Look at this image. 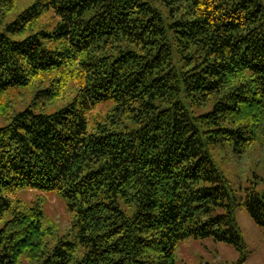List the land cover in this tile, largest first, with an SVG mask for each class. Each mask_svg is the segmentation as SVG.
<instances>
[{"label":"trees","instance_id":"trees-1","mask_svg":"<svg viewBox=\"0 0 264 264\" xmlns=\"http://www.w3.org/2000/svg\"><path fill=\"white\" fill-rule=\"evenodd\" d=\"M17 5L0 0V264H185L181 244L207 238L243 250L235 209L264 228V191L218 156L264 150V0ZM26 189L58 194L69 226Z\"/></svg>","mask_w":264,"mask_h":264},{"label":"rangeland","instance_id":"rangeland-1","mask_svg":"<svg viewBox=\"0 0 264 264\" xmlns=\"http://www.w3.org/2000/svg\"><path fill=\"white\" fill-rule=\"evenodd\" d=\"M30 0H18V9H22ZM28 97L29 91L24 93ZM13 99V109H21L25 103L11 94ZM5 122V118L0 113V125ZM253 157V163H249ZM221 167L234 182H239L247 173L251 180L256 179L257 189L264 191V150L259 146L251 151L248 160L236 161L228 153H222L218 156ZM255 175L258 178H255ZM19 196L26 201L35 198L44 199L43 208L46 215L52 219H57L62 229L70 224V215L66 210V202L56 193H45L38 190L26 189L19 192ZM235 216L241 228L244 248L239 251L234 246L226 242H216L211 238L191 239L179 248V256L182 263L185 264H208V263H238L242 257L243 251L247 255L246 261L241 264H264V228L259 226L248 211L243 207H236Z\"/></svg>","mask_w":264,"mask_h":264}]
</instances>
